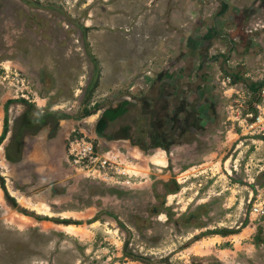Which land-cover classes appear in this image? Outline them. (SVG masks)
<instances>
[{
  "label": "rangeland",
  "instance_id": "obj_1",
  "mask_svg": "<svg viewBox=\"0 0 264 264\" xmlns=\"http://www.w3.org/2000/svg\"><path fill=\"white\" fill-rule=\"evenodd\" d=\"M252 23L264 24V0H0V264H264L249 203L264 170H247L249 142L228 108L239 94L226 92L223 74L252 81L264 54V29L252 36ZM193 45L213 63L200 73L210 72L203 96L217 112L198 140L149 147L118 135L128 119L102 136L81 117L94 103H138L167 71L197 82L180 72ZM62 118L66 143L92 138L124 161L123 175L92 176L60 152L40 167L34 137L54 136Z\"/></svg>",
  "mask_w": 264,
  "mask_h": 264
},
{
  "label": "trees",
  "instance_id": "obj_2",
  "mask_svg": "<svg viewBox=\"0 0 264 264\" xmlns=\"http://www.w3.org/2000/svg\"><path fill=\"white\" fill-rule=\"evenodd\" d=\"M227 6L223 3L219 14L224 13ZM194 46L185 51L186 55L191 57L187 64L191 63L182 66L180 72L190 69V74L187 76L195 77L197 82L189 80L183 83L180 81L179 74L167 71L161 74L153 83L150 93H146L138 103L134 104L129 100H123L117 106L94 103L93 106H85L81 116H89L102 110L95 129L96 133L102 136L107 135V130L112 123L128 119L126 124L119 127L118 135L129 138L134 144L145 141L149 147H163L167 150L177 142L188 143L198 140V133L207 122L216 118L217 112L213 101L211 103L204 101L206 98L203 93L208 87L210 76L206 72L200 73L204 67V60L200 58L197 63L194 61V54L197 53ZM200 57H202L201 54ZM223 71L232 79V82L243 84L253 91L262 84L249 82L243 73L234 68L223 66ZM37 115L32 121L37 123L36 128L43 127L46 122L44 113H37ZM16 150L20 152L18 148ZM134 258L144 260L141 256H134Z\"/></svg>",
  "mask_w": 264,
  "mask_h": 264
},
{
  "label": "built area",
  "instance_id": "obj_3",
  "mask_svg": "<svg viewBox=\"0 0 264 264\" xmlns=\"http://www.w3.org/2000/svg\"><path fill=\"white\" fill-rule=\"evenodd\" d=\"M258 26L264 29V24L255 25L252 23L247 27V33L252 36L255 35L259 29ZM249 77L254 82L262 83L256 91L245 86L238 89L239 84L232 82L229 76L225 77L224 83L239 94L235 102L231 101L228 108L232 115L230 119L238 121L241 127V137L243 138L241 142H249L245 150L249 152L247 170L249 168L258 169V173H260L264 170V54ZM67 158L68 162L76 169L102 179H114L116 174H122L125 170L120 167L124 161L120 160L118 155L110 150L102 151L95 140L86 135L75 133L68 138ZM126 177V179L121 178L120 182H130L129 179L132 177L129 174ZM251 183L253 189L249 200L251 205L250 218L257 220V225L260 226L261 230L263 229L262 232L264 233V181L260 182L253 179Z\"/></svg>",
  "mask_w": 264,
  "mask_h": 264
},
{
  "label": "crops",
  "instance_id": "obj_4",
  "mask_svg": "<svg viewBox=\"0 0 264 264\" xmlns=\"http://www.w3.org/2000/svg\"><path fill=\"white\" fill-rule=\"evenodd\" d=\"M213 30H217L216 28H213V29H211L210 30V32L212 33L213 32ZM211 33H208V32H206V34H205V36H206V38H210V37H214L213 36V34H211ZM204 37V36H203ZM214 40V39H213ZM195 48H196V50H197V55L200 57V50H199V47L197 46V45H195L194 46ZM201 60H204L203 62H204V64H203V69L205 68V67H211L212 65H213V63H212V61H210L211 60V58H206V59H204V57H202L201 58ZM206 60V61H205ZM204 72H206L207 74H209L208 73V71H204ZM224 74V78L226 77V75H225V73H223ZM210 75V74H209ZM243 85V84H242ZM241 85V86H242ZM231 91H234V89H232V88H229V85H227V90H226V92H231ZM64 106H67V104L66 103H64ZM55 109V108H54ZM64 111V110H63ZM101 112H102V110H99L97 113H93L92 115H96V117H95V121H97V119L100 117V114H101ZM67 113V112H66ZM92 115H89V116H92ZM89 116H87L85 119L86 120H90V117ZM82 117V116H81ZM88 117H89V119H88ZM59 123H60V125H61V129L60 130H58L55 134H54V136H50L49 137V134H50V131L48 132V133H46L44 130L43 131H41L40 133H39V135L38 136H35L34 137V140H33V144L31 145L32 147H34V148H37V149H39L40 150V152H39V165H40V167L42 166V162H44L45 161V154H47L48 153V155H49V158L47 159L50 163H52L51 161V158L52 159H54L55 160V155L54 154H56L57 152H60L61 154L63 153L64 154V157H66V160H67V152H66V150H67V143H66V138H67V136L71 133V131L67 128V125H65V123L67 124V119L66 118H62V119H59ZM49 122H50V120H49ZM76 123H78L79 124V121H77L76 120ZM47 127H50V125H48ZM78 127H79V129H80V131H82V130H84L83 129V127L79 124L78 125ZM44 128H46V126H43V127H40L37 131H40V130H42V129H44ZM45 132V133H44ZM33 133H35V131L33 132ZM34 135V134H33ZM45 136V137H44ZM48 137V138H47ZM26 139H27V141H28V139H30V136L28 135L27 137H26ZM45 150H46V152H45ZM56 152V153H55ZM44 153V154H43ZM43 154V155H42ZM43 167V166H42ZM45 167V166H44ZM60 168V166L55 170V168H54V166H53V168L52 167H50V168H48V171H47V169L46 168H44L43 170H45V171H47V172H49L50 171V173H51V171H52V173H54L53 174V179L54 180H57V179H59V177L58 176H56L57 174H58V169ZM52 169V170H51ZM56 173V174H55ZM262 248H263V246H261ZM262 248H260V249H262ZM221 253L223 254V255H227V252L224 250H222L221 251Z\"/></svg>",
  "mask_w": 264,
  "mask_h": 264
},
{
  "label": "bare ground",
  "instance_id": "obj_5",
  "mask_svg": "<svg viewBox=\"0 0 264 264\" xmlns=\"http://www.w3.org/2000/svg\"><path fill=\"white\" fill-rule=\"evenodd\" d=\"M95 117H96V115L94 114V115H92V116H90V119L92 120V119H94L95 120ZM152 161L154 162V163H156V164H161V165H165V158L162 156H160V155H153L152 156ZM72 227V225H70L69 226V229ZM71 229H73V228H71ZM75 229V228H74Z\"/></svg>",
  "mask_w": 264,
  "mask_h": 264
}]
</instances>
